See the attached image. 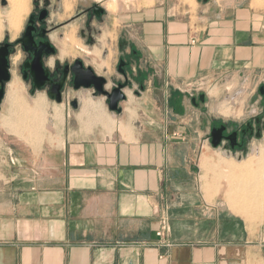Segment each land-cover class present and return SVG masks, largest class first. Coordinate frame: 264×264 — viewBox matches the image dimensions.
<instances>
[{"label":"crops","instance_id":"1","mask_svg":"<svg viewBox=\"0 0 264 264\" xmlns=\"http://www.w3.org/2000/svg\"><path fill=\"white\" fill-rule=\"evenodd\" d=\"M143 4L119 16L138 55L122 112L80 102L76 128L53 118L58 141L26 166L0 147V264H264L259 213L201 189L196 138L212 101L193 103L200 86L256 100L264 0ZM165 217L169 248L156 236Z\"/></svg>","mask_w":264,"mask_h":264},{"label":"flooded vegetation","instance_id":"2","mask_svg":"<svg viewBox=\"0 0 264 264\" xmlns=\"http://www.w3.org/2000/svg\"><path fill=\"white\" fill-rule=\"evenodd\" d=\"M2 5L7 6V0H2ZM31 5L23 31L15 37L7 32L3 41L0 42V55L2 53L7 61L6 72L0 71V90H3L0 109L7 99L8 89L13 83L14 75L21 79L33 97L38 94L45 95L49 103L64 104L67 95H71L69 104L73 108L72 104L77 103L78 107L75 110H79L80 102H82L77 95L83 91H92L93 98H99L95 96L93 88H75V78L77 75L83 76L84 69H92L98 77L105 78L106 89L111 80L112 89L110 91L119 84L128 83L123 90L125 93L126 89L132 86L130 71L138 55L136 50L131 49L128 41L123 38L117 44L120 54L116 67L117 76L110 79L99 75L102 72L109 73L108 63L104 61L109 53L108 47L112 44L109 36L112 23L109 20L108 10L102 3L84 5L78 4L75 0H44L42 8L39 0H31ZM37 22H39V27H37ZM48 57H51V60L46 65L45 59ZM121 63L122 68H120ZM262 87L264 85L258 89V93L261 102L264 103V95L260 92ZM51 94L55 97H51ZM57 94L61 98V103L56 101ZM200 95L202 94L194 96L193 103L195 100V105L204 106L207 103V97L204 102H201ZM262 124L261 118L257 117L242 126L233 128L214 120L205 142L212 141L213 129L225 127L222 133V143L218 148L223 146L225 150L228 146L231 152L238 153L239 158L237 159L242 161L247 146L252 144L254 139H260ZM233 134H235L234 141L229 139Z\"/></svg>","mask_w":264,"mask_h":264},{"label":"rangeland","instance_id":"3","mask_svg":"<svg viewBox=\"0 0 264 264\" xmlns=\"http://www.w3.org/2000/svg\"><path fill=\"white\" fill-rule=\"evenodd\" d=\"M75 1L78 4L82 3L84 5H89L92 3H102L108 10L109 20L112 23V27L109 33L112 44H110V46L108 47L109 53L104 62L108 63L107 69H109V73L105 74V72H102L99 73V75L107 76L110 79L111 77H116L117 76L116 67L120 58V54L117 46L118 41L121 38L129 41L128 28L124 24V21L126 20L122 18L119 19V16L123 17L125 12L133 11L136 8L140 9L142 3H144L143 5L147 4L149 7H152L154 3L157 2V0L155 1L148 0L145 2L142 0H115V2L118 3L120 2L119 3L120 7H118V9H116L117 11L115 12L108 8L109 5H111L114 0H75ZM199 1L203 2V0H199ZM219 1H223V0H219ZM0 6H3L2 0H0ZM7 6H3V7H7V9H0V21L2 24L0 42L3 41L5 34L7 32H10L12 36L15 37L23 31L32 7L31 0H28L27 12L25 13V15H23L21 26L19 30H15L10 25L9 19L12 9L9 0H7ZM5 18H7V24H5ZM12 29L14 31H12ZM95 53L98 54V52ZM101 54H102V49H101ZM12 84L14 85V89L16 91L15 92L12 91V87L11 86L9 87L7 99L5 100L2 109H0V147L4 146V147H8L9 149L12 148L14 152L13 157L15 159L18 158L21 164L24 163L23 165L26 166L27 163L29 162V159H31V157L33 158V154L32 153L29 154L30 152L35 151L38 154V152H40L48 144L53 145L56 143V141H58L56 138L52 137L54 131H56L53 118L62 120L63 114L65 115L67 114L70 117L69 118V120L71 121L70 125L72 126V128H76L75 119L77 117V114L79 113L82 114L86 110L84 108V111H82L81 113V111L79 112L73 109L69 104V101L72 98L71 95H67L66 97L65 103L67 106L65 110H63L64 108L62 110L60 108H57L56 104L49 103L46 100L45 95L38 94L36 97H33L32 94L30 93V90L23 84V82L17 75H14V80ZM111 89H112V82L110 80L107 86V90L110 91ZM199 90L203 91V93L201 94L205 95L206 97L208 95L212 101L211 103H209L210 102L209 100L208 104L205 106V111L203 112V115L205 116L203 125H205L206 131L200 132L201 136L199 138H196V144L201 148L200 151L203 153L202 159L198 162L200 168V174L197 175L201 184V189L207 194H209V192L212 191L211 192L212 197L215 196L219 197L220 195H223L224 198L227 200L229 207L233 211L245 215L246 217H248V219H251L252 216L254 214L256 215L258 212L259 213L258 215L260 216L259 220H263L264 198L262 201L260 200L256 202L257 205L254 204L251 206H246L248 208L245 209L246 208L244 206L245 204L242 203V199L240 195L237 196V194H240L238 192H241V189L244 187L247 188L246 186L249 184L245 183L246 181L244 182L243 180H241V178L237 179L236 181L233 180L231 176H229L230 172H228L224 164L225 162L227 164L229 163L232 164V166L235 165L242 166L243 164L246 163L247 160L249 161L251 159L258 160L261 157V152L262 150H264V103L261 102V97H259L258 90H256L254 94L257 97V101L252 100L251 98H249L246 101L248 95L245 94L238 95L236 97L234 95L235 93L230 94L234 92L232 89L228 90L227 93H229V95L227 97L226 96L220 97L219 91L216 89L212 90L211 87L200 86ZM13 93L19 98H21L23 105L19 106L17 105L18 103H16V101L15 102L11 101L14 98V96L11 97ZM77 97H79L83 102L88 99L99 101L104 104L105 113L108 114L110 112L107 106V99L103 97L94 99L92 95V91H83L82 93L77 95ZM38 100H41V104L43 105L42 108H44L41 116L42 118L41 117L39 118V116L38 118L37 116L33 117L31 115V117L28 120H26L23 113L25 112V110L26 111L29 110L33 106V103L37 102ZM43 102L46 103L45 107ZM12 104H16V105H12ZM57 111L60 112V116L57 113ZM255 117L261 118L263 122L262 124L263 127L261 128V137L259 140L254 139L252 141V144H249L247 146V149L248 147L249 149L248 150L246 149L245 151L246 153L243 155L242 161H240V159H237L239 158L237 156L238 153L236 154L231 152L228 149V146H226L225 149L227 154H223L224 152L223 146L216 149L213 148L211 142L209 143L205 142L210 132L211 121L215 120L217 122H223L224 124L230 125L231 128H233L234 126H242L244 123L253 120V118ZM16 119L19 120L21 119V120L18 123ZM32 119L34 122L32 121ZM80 119L82 120L81 117ZM202 147H204V150H202ZM17 152L19 153V156H16ZM206 160H208L209 166L211 167H213V165L219 166L218 164L222 163L221 167L224 166L225 169L223 170L217 168L218 170L216 169L214 171L211 170L208 174H205L202 165ZM248 187L249 189H251V186Z\"/></svg>","mask_w":264,"mask_h":264},{"label":"bare ground","instance_id":"4","mask_svg":"<svg viewBox=\"0 0 264 264\" xmlns=\"http://www.w3.org/2000/svg\"><path fill=\"white\" fill-rule=\"evenodd\" d=\"M9 1H10V4H11V9H12L11 14H10V19H9L10 20V25L15 30H19V28L21 26V23H22L23 15H25V13L27 12V2H28V0H9ZM119 3L118 2H115V0H114L112 4L110 3L111 5H109L108 8L111 9V10H113L115 12V11H117L116 9H118V7H120L119 6ZM1 30H2V24H1V21H0V34H1ZM12 31H14V30L12 29ZM71 34L72 33H70V35ZM75 43H76V41H75ZM11 87H12V91L15 92L16 90L14 89V85L13 84L11 85ZM12 96H14V98L11 101H14V102L16 101V103H18L17 105H19V106L23 105V102H22L21 98H19L18 96H16L14 93H13V95H11V97ZM11 103H13V102H11ZM44 103L45 102H43V104ZM12 105H16V104H12ZM42 107H43V105L41 104V100H38L37 102H34L33 106L30 109L28 108L29 110H27V111L25 110V112L23 113V115L25 116V119L28 120L31 117V115L33 117H36L37 116V118L39 116V118H40L42 116V112H43V109H44ZM44 107H45V105H44ZM59 115H60V113H59ZM96 115H98V114H96ZM20 120L19 119H16V121L18 123L20 122ZM32 121H33V119H32ZM35 122H36V120H35ZM224 164H225V168L228 170V172H230L229 176H231V178L233 180L236 181L237 179H240L241 178V180H243L244 182L246 181L245 183L249 184L247 186L245 184V186L247 188H245V187L242 188V189L240 188L241 189V192H238L240 194H237V196L240 195V197L242 199V203L245 204V205L243 204L245 207L246 206H251V205H254V204L257 205L256 202H258L260 200L261 201L263 200V198H264V150H262V152H261L260 159H258V160L251 159L250 161L247 160L246 163L243 164L242 166H238V165L232 166V164H230V163L227 164L225 162H224ZM218 165L219 166H217V165L214 166L213 165V167H211V166H209L208 160H206V161H204V163H203L202 166H203V170L205 171V174H208L211 170L214 171L215 169L216 170H218V169H223L224 170L225 169L224 166L221 167L222 166V163H219ZM233 165H234V163H233ZM248 186H251V189H249ZM258 204H260V203H258ZM247 208L248 207H246L245 209H247Z\"/></svg>","mask_w":264,"mask_h":264},{"label":"water","instance_id":"5","mask_svg":"<svg viewBox=\"0 0 264 264\" xmlns=\"http://www.w3.org/2000/svg\"><path fill=\"white\" fill-rule=\"evenodd\" d=\"M81 65V64H80ZM123 64L121 63L120 68H122ZM7 68V61L5 59V56L0 55V71L5 73ZM84 74L83 76H76L75 78V88L79 89L81 87L85 89H94L95 96L104 97L107 99V106L109 111L121 113L122 108L120 107L121 103L127 100V96L124 93V89L127 87V84H119L115 89L112 91H108L106 89V79L103 77H98L92 69L83 70ZM6 80H8V77H6ZM261 94L264 95V87L260 89ZM3 96V90H0V103ZM57 96V103H61V98L59 97V94ZM51 97H55L54 94H51ZM201 102H204L206 99L205 95H200L199 97ZM195 103V100H194ZM74 109H77V103L72 104ZM225 130V127H221L220 129H213L211 133V144L213 148H218L222 143V133ZM230 140H235V134H233L230 138Z\"/></svg>","mask_w":264,"mask_h":264},{"label":"built area","instance_id":"6","mask_svg":"<svg viewBox=\"0 0 264 264\" xmlns=\"http://www.w3.org/2000/svg\"><path fill=\"white\" fill-rule=\"evenodd\" d=\"M171 227L168 220V217H165L161 223L160 228L158 229L156 236L160 241H162L161 247L169 248L172 246L170 240Z\"/></svg>","mask_w":264,"mask_h":264},{"label":"clouds","instance_id":"7","mask_svg":"<svg viewBox=\"0 0 264 264\" xmlns=\"http://www.w3.org/2000/svg\"><path fill=\"white\" fill-rule=\"evenodd\" d=\"M39 3H40V7H44V0H39ZM8 7V6H7ZM7 7H3V6H0V9H7ZM5 24H7V18H5ZM39 22H37V27H39ZM51 60V57H48L45 59V64L47 65V63H49Z\"/></svg>","mask_w":264,"mask_h":264}]
</instances>
